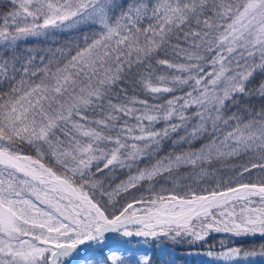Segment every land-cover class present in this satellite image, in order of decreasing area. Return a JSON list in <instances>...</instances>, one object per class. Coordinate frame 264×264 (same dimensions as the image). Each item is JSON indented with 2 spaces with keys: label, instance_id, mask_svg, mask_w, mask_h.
<instances>
[{
  "label": "snow or ice",
  "instance_id": "1",
  "mask_svg": "<svg viewBox=\"0 0 264 264\" xmlns=\"http://www.w3.org/2000/svg\"><path fill=\"white\" fill-rule=\"evenodd\" d=\"M0 9V264H153L133 237L264 240V0H0ZM73 31L82 35L54 52L20 49ZM172 135L174 146L206 142L104 188L100 177L159 156ZM223 160L240 163L208 187L112 203L182 167L210 176L205 166ZM207 255L239 264L264 258V243Z\"/></svg>",
  "mask_w": 264,
  "mask_h": 264
},
{
  "label": "trees",
  "instance_id": "2",
  "mask_svg": "<svg viewBox=\"0 0 264 264\" xmlns=\"http://www.w3.org/2000/svg\"><path fill=\"white\" fill-rule=\"evenodd\" d=\"M3 9H0L2 11ZM87 31V29H85ZM82 33L77 32H68L64 34H57L49 39L47 42H39L35 40H29L27 43H21L20 49L24 51L28 48H32L44 54L48 49H51L53 52L62 46H65L69 43H75L78 36ZM50 54V53H49ZM58 55V53H57ZM264 79V76H257V80ZM255 82L249 87H254ZM0 91H7V84L0 80ZM131 95V92L129 93ZM139 98H147L150 103H163L164 99L154 100L151 97H145L143 94H138ZM167 96V94H165ZM159 127H163L160 125ZM184 133L181 132L180 135ZM178 137L172 135L171 139L166 140L160 148L162 149L159 153V156H154L152 159H145L143 162H137L136 165H133L131 171L128 169H117L114 172L106 173L105 176L100 177L103 181L104 188L108 191H112L120 185L122 181H127L130 175L136 173L138 168L150 167L152 163H155L156 159H159L162 156L167 155L168 153H178L181 151L188 150H197L202 143H205L204 140L193 141V146L190 149L189 145L184 144L183 147L174 146L172 140H176ZM22 151L27 152V147H24ZM239 160H223L215 161L212 167L205 166V171L212 174L210 176L204 175H192V169L189 167H182L180 169L174 170L172 177L169 179H164L161 177H156L152 181L144 180L141 181L136 188L129 189L127 192L121 190L118 195H114L112 203L116 205V208L119 209L123 205L132 202L133 198L139 199L144 197L145 199L155 196V195H164L168 196L169 194L176 192L183 194L187 188L190 186L196 188L197 190L204 187H208L210 181L214 182L215 179L223 178L228 179L231 174L232 166L239 164ZM97 195L99 197L100 191L98 190ZM104 200H107V197H104ZM136 206V205H134ZM138 206V205H137ZM168 237H160L154 240H142L131 239V246L136 247V242H144L146 246L149 247L151 252V257L153 259V264H166L168 261H172L173 264H225L222 260H217L215 257H209L207 252L209 250L221 251L222 245L224 246H239L244 249H251L253 246L259 248L261 243H264V240H261L260 237H242L235 238L231 235L225 233H211V235L206 239V242H199L196 245L190 246L184 243L170 242ZM192 253V254H190ZM199 253V255L195 254ZM239 264H262L260 262H253L251 260L245 261L241 259Z\"/></svg>",
  "mask_w": 264,
  "mask_h": 264
},
{
  "label": "rangeland",
  "instance_id": "3",
  "mask_svg": "<svg viewBox=\"0 0 264 264\" xmlns=\"http://www.w3.org/2000/svg\"><path fill=\"white\" fill-rule=\"evenodd\" d=\"M134 207H137V208H139L140 206L138 205H136V206H134ZM213 233H215V232H213ZM225 234H227V233H225ZM228 235H230V234H228ZM257 237H259V236H257ZM160 238V237H159ZM131 239H137V240H139V241H142V240H145V239H148V240H154V239H152V238H144V237H133V238H131ZM169 241L171 240L170 238H167ZM170 242H174L173 240H171ZM185 244H187L186 242H185ZM131 246V245H130ZM132 247V246H131ZM133 249H138L139 251H138V255L139 254H148V255H150L151 256V252H150V250H149V247L148 246H146V244L144 243V242H136V247H132ZM248 260H251V261H253V262H260V263H262V264H264V258H260V257H250V258H248ZM247 260V261H248Z\"/></svg>",
  "mask_w": 264,
  "mask_h": 264
}]
</instances>
